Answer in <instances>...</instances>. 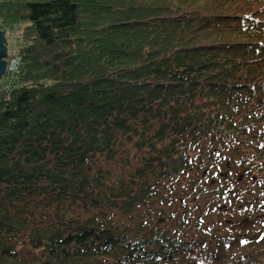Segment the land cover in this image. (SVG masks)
I'll return each mask as SVG.
<instances>
[{"label": "trees", "instance_id": "trees-1", "mask_svg": "<svg viewBox=\"0 0 264 264\" xmlns=\"http://www.w3.org/2000/svg\"><path fill=\"white\" fill-rule=\"evenodd\" d=\"M0 29V264H264L262 218L165 206L264 179V0H0Z\"/></svg>", "mask_w": 264, "mask_h": 264}, {"label": "rangeland", "instance_id": "rangeland-1", "mask_svg": "<svg viewBox=\"0 0 264 264\" xmlns=\"http://www.w3.org/2000/svg\"><path fill=\"white\" fill-rule=\"evenodd\" d=\"M5 39V43L7 45L5 60L7 67L9 66L10 69H8L7 72L4 73L0 78V85L2 87H5L10 83L11 74L13 72L15 73V70L18 66V60L14 50L15 47L20 45V41L16 40L15 33H8V31H6ZM234 169L235 175H231L229 173L230 170H228V172L224 167L218 168L216 169L217 171H215L218 173L221 172V175L219 174L215 176V173H212L216 180L221 181V183L226 186L227 193L232 195L231 197H226L225 206L219 209L221 212L215 211L212 212V214H209V209L207 208L205 198L198 197V194L192 191L185 193L186 197H183L181 200V202H183L182 206L184 205L183 207L180 208L178 203L174 200H168L165 204L166 208L168 210H178L179 208L178 211H183L186 214H190L192 216L193 222L198 219L201 220L203 222L201 226L203 227L210 226L217 228V230L224 231L226 229L230 230L231 228L237 227V225H234L229 221H239V228H253L254 224L261 218L264 221V179L262 181L258 178L261 176V174H251L252 179H249L245 173H243L245 171H242L241 168L238 167ZM194 175V171L191 172L190 178L193 179ZM236 175L238 176L237 181ZM207 176L211 178V176ZM206 184L208 187H212L209 184L208 178H205L204 183H201L200 185ZM176 196H179L178 191ZM174 198L177 199V197ZM248 213H251L252 215L242 218ZM167 222L176 223V220H168ZM193 227V224L183 226L184 229L186 228L185 232L188 235H193L195 232Z\"/></svg>", "mask_w": 264, "mask_h": 264}, {"label": "water", "instance_id": "water-1", "mask_svg": "<svg viewBox=\"0 0 264 264\" xmlns=\"http://www.w3.org/2000/svg\"><path fill=\"white\" fill-rule=\"evenodd\" d=\"M5 33L0 29V78L7 72V63L5 60L7 45L5 43ZM5 43V44H4ZM1 88V85H0Z\"/></svg>", "mask_w": 264, "mask_h": 264}, {"label": "built area", "instance_id": "built-area-1", "mask_svg": "<svg viewBox=\"0 0 264 264\" xmlns=\"http://www.w3.org/2000/svg\"><path fill=\"white\" fill-rule=\"evenodd\" d=\"M7 69H10V67L8 66Z\"/></svg>", "mask_w": 264, "mask_h": 264}]
</instances>
